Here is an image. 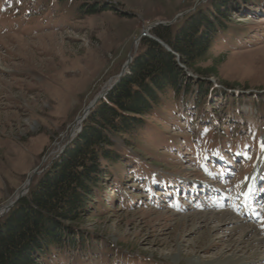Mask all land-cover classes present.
<instances>
[{
    "label": "rangeland",
    "instance_id": "1",
    "mask_svg": "<svg viewBox=\"0 0 264 264\" xmlns=\"http://www.w3.org/2000/svg\"><path fill=\"white\" fill-rule=\"evenodd\" d=\"M211 1L0 0V209L24 188L25 196L72 143L94 106L128 72L141 38H152L150 30L159 25L175 31ZM258 7L250 15H232L230 29L194 67L178 65L198 82L238 97L226 100L219 93L206 103L190 94L152 115L135 137V151L128 148V162L114 166L126 169L123 178L75 225L98 240L58 264H222L227 257L260 264L264 259V196L258 220L239 222L233 236L228 234L234 225L217 219L238 220L231 207L243 201L246 177L264 176V0ZM255 92L260 97L254 99ZM223 154L231 164L206 162L207 156ZM240 154L245 160L233 164ZM192 186L218 187L226 201L215 206L218 195L210 200L209 192L193 195ZM206 216L216 219L203 223ZM252 238L259 245L247 251ZM243 239L244 248L237 250L235 242Z\"/></svg>",
    "mask_w": 264,
    "mask_h": 264
},
{
    "label": "trees",
    "instance_id": "2",
    "mask_svg": "<svg viewBox=\"0 0 264 264\" xmlns=\"http://www.w3.org/2000/svg\"><path fill=\"white\" fill-rule=\"evenodd\" d=\"M260 2L212 0L210 8H199L175 31L159 25L150 30L152 38L140 39V52L128 72L94 106L78 135L36 184L0 217V264H58L59 258L78 255L96 243L98 237L75 225L112 191L114 180L123 178L126 169L114 166L128 162L137 133L147 129L149 118L164 106L184 102L192 92L197 102L214 92L208 81L195 83L198 91H192L178 65L194 67L230 29L232 15Z\"/></svg>",
    "mask_w": 264,
    "mask_h": 264
},
{
    "label": "bare ground",
    "instance_id": "3",
    "mask_svg": "<svg viewBox=\"0 0 264 264\" xmlns=\"http://www.w3.org/2000/svg\"><path fill=\"white\" fill-rule=\"evenodd\" d=\"M79 120V122H80V119H78ZM79 122L76 124V127H77V125L79 124ZM76 127L75 128H73L74 129V132H75V130H76ZM73 132V133H74ZM30 180V179H29ZM29 180H28V182H29ZM252 182V181H251ZM249 185H250V183H249ZM25 189V188H24ZM24 189L23 190H21V192H23L24 191ZM20 192V193H21ZM19 193V194H20ZM18 194V195H19ZM17 195V196H18ZM17 196L15 197V199L17 198ZM14 200V199H13ZM14 202V201H13ZM13 202H10L8 205H6L5 207H3V208H1L0 209V216H3L4 214H6L12 207H11V205L13 204ZM11 207V208H10ZM10 208V209H9ZM213 219V218H215V217H209L208 218V216H206L205 218H203V220H202V222L203 223H205L206 221H208V220H210V219ZM241 216H238L237 217V219L238 220H234L233 221V219L228 215H222L221 217L219 216L217 219H218V221H220L221 222V224L224 226V225H226V224H231V225H234V227L231 229V231L229 232V237H230V235L232 234V236H233V232H235L236 233V231H238L239 229H240V223L239 222H245V219H243L242 218V220H241ZM216 219V218H215ZM250 227V226H249ZM221 227H219V228H217L216 230H215V232H217V231H221ZM251 232H252V230H250V231H248L247 233L245 232V235H244V238H246V237H248L250 234H251ZM243 233H244V230H243ZM231 236V237H232ZM227 237V236H226ZM235 243H238V246H237V250H241V249H243L244 247L242 246V245H244V243L246 244V242L244 241V239L243 240H240V241H237V242H235ZM259 245V241L257 240V238L256 239H254V238H252L251 240H250V242H249V245H248V248H247V251L248 250H250L251 248H255L256 246H258ZM230 247V246H229ZM258 248V247H257ZM229 249H231V247L229 248ZM257 254V252H255V255ZM252 258V257H251ZM253 258H254V256H253ZM252 258V259H253ZM246 258H239V259H232L231 257H227L225 260H222L221 261V263L222 264H244L243 262H244V260H245ZM257 261V260H256ZM257 262H259V261H257ZM252 264H256V262H254V263H252ZM260 264H264V259L263 260H261L260 261Z\"/></svg>",
    "mask_w": 264,
    "mask_h": 264
},
{
    "label": "water",
    "instance_id": "4",
    "mask_svg": "<svg viewBox=\"0 0 264 264\" xmlns=\"http://www.w3.org/2000/svg\"><path fill=\"white\" fill-rule=\"evenodd\" d=\"M92 105H94V102H93V104H91L89 107H91ZM88 109H89V108H87L86 110H88ZM85 117H86V114H85L84 116L81 117L80 122H82V120H83ZM30 180H31V179H30ZM30 180H29V181H30ZM28 183H30V182H28ZM26 191H27V189H25L24 193H25ZM24 193L21 192V193L17 196V198L14 200L13 204L11 205V207L14 206V205L16 204V202H17V201L23 196ZM11 207H10V208H11ZM10 208H9V209H10Z\"/></svg>",
    "mask_w": 264,
    "mask_h": 264
},
{
    "label": "snow or ice",
    "instance_id": "5",
    "mask_svg": "<svg viewBox=\"0 0 264 264\" xmlns=\"http://www.w3.org/2000/svg\"><path fill=\"white\" fill-rule=\"evenodd\" d=\"M261 150L264 151V144L261 145Z\"/></svg>",
    "mask_w": 264,
    "mask_h": 264
}]
</instances>
